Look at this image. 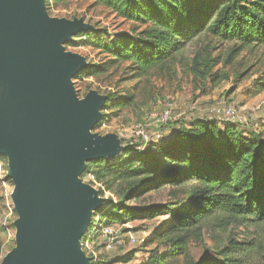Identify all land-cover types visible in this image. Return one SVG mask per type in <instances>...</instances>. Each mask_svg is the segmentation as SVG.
Instances as JSON below:
<instances>
[{
    "label": "trees",
    "instance_id": "obj_1",
    "mask_svg": "<svg viewBox=\"0 0 264 264\" xmlns=\"http://www.w3.org/2000/svg\"><path fill=\"white\" fill-rule=\"evenodd\" d=\"M70 1L46 0L48 5ZM91 1L130 23L131 31L112 37L104 30H88L76 36L77 42H68V46L82 43L96 48L107 58L77 74L76 84L108 72L111 66L124 67L131 78L162 74L172 60L182 58L188 44L203 36L232 43L227 61L244 52L264 50V0ZM217 61L199 51L180 64L195 77L210 75L216 83L218 74L211 69ZM262 68L254 82L257 93L264 91ZM135 99L129 94L116 100L115 106L125 109L134 105ZM124 145L119 155L89 162L84 171V176L94 175L95 182L118 196L116 202L93 215L90 227L98 216L102 223L111 225L162 215L167 218L155 234L159 242L136 264H174L181 258L183 264H264V124L197 119L144 149L128 142ZM7 160V155L0 153V165ZM166 187V202L130 205ZM238 227L245 229L242 239L230 233ZM205 229L228 234L226 244L220 246L214 259L195 261L190 244L202 240ZM162 243L165 248L160 252ZM134 258L131 254L124 263L130 264Z\"/></svg>",
    "mask_w": 264,
    "mask_h": 264
},
{
    "label": "water",
    "instance_id": "obj_2",
    "mask_svg": "<svg viewBox=\"0 0 264 264\" xmlns=\"http://www.w3.org/2000/svg\"><path fill=\"white\" fill-rule=\"evenodd\" d=\"M87 29L49 17L45 0H0V153L19 214L16 247L1 264H91L82 238L104 198L79 175L125 145L91 133L104 97L75 91L87 64L62 45Z\"/></svg>",
    "mask_w": 264,
    "mask_h": 264
},
{
    "label": "rangeland",
    "instance_id": "obj_3",
    "mask_svg": "<svg viewBox=\"0 0 264 264\" xmlns=\"http://www.w3.org/2000/svg\"><path fill=\"white\" fill-rule=\"evenodd\" d=\"M45 4L49 17L71 21L81 20L89 26V29L79 33L88 30H104L110 36L115 37L119 32L131 31L130 23L115 17L103 6L93 5L91 0H73L66 4L52 5H48L45 0ZM79 33L74 35L70 41L77 42L76 36ZM68 42L62 46L66 52L84 57L87 64L84 69L90 65H99L107 61L106 55L96 48L82 43L68 46ZM231 47L232 43H224L210 36H203L188 44L182 58L178 57L172 60L165 72L162 74L154 73L148 78H131V75L124 71V67L111 66L108 72L85 77L76 84L74 78L80 72L77 73L72 81L79 100H83L90 92H96L104 97V104L100 109L101 119L96 123L97 125L101 122V125L96 129L95 125L91 133L100 136L115 135L122 140L123 145L127 142L131 143L125 137V132L132 125L143 121L150 112L160 111L168 101H173L175 105L174 115L176 119L170 123L173 126L182 123L183 119L190 117L193 111L203 110L208 105L212 106L217 102L219 103L220 100L234 102L240 111L239 108L245 103H253L252 100H256L258 93L254 82L264 66V50L259 49L253 54L244 52L236 59L227 61ZM199 51H202L204 56L208 54L212 60H218L217 65L211 69V73L218 74L216 83L212 81L210 75L205 78L195 77L184 64H180V60L185 63ZM129 94H133L136 98L134 105L125 109L115 106L116 100H121ZM253 111L247 112L246 115L253 114ZM134 143L137 145V142L132 144ZM9 170L8 159L7 164L3 162L0 165V264L7 254L16 247V221L19 218L12 198L15 182L9 175ZM83 174L84 172L79 175L82 182L96 188L99 196L104 198L102 207L111 201L116 202L118 200L117 194L108 190L106 185L95 182L90 174L85 176ZM168 193L169 188L166 187L160 191L147 194L141 202H131L130 205L138 207L142 204L166 202L169 200ZM166 218L161 215L152 220H132L126 223L130 224L131 227L122 225L121 239L116 247L111 250H106L100 239L95 240L92 246L97 252V263L103 261L104 264H125L124 261L131 254H134L135 258L130 264L138 263L147 256L146 250L155 248L159 242L155 239V234L159 232ZM130 228L137 238L136 242H130L128 239L127 233ZM244 231V228L238 227L232 229L230 233L234 237L242 239ZM227 236L228 234L205 229L202 240L191 242L190 256L195 261H199L203 257L214 259L216 251L219 250L220 246L226 244ZM149 241L152 244L145 247L144 244ZM164 248L165 244L162 243L158 250L163 252ZM83 250L89 256L90 250L84 248ZM174 264H183V258Z\"/></svg>",
    "mask_w": 264,
    "mask_h": 264
},
{
    "label": "built area",
    "instance_id": "obj_4",
    "mask_svg": "<svg viewBox=\"0 0 264 264\" xmlns=\"http://www.w3.org/2000/svg\"><path fill=\"white\" fill-rule=\"evenodd\" d=\"M211 110L216 114L220 122L247 124L250 121L248 119L241 121L239 115L240 111L234 102H219L212 106ZM174 111V102H166L160 111L150 112L143 121L132 125L128 131L125 132V137L131 141V144L137 142L138 148L144 149L151 142L157 141L163 137L164 129L176 119ZM90 177L94 180V175L90 174ZM119 225H105L100 221L98 216L94 224L91 227L89 226L85 236L82 238V247L85 250H90L89 257L91 258V264L97 263V252L92 246L93 242L100 239L106 250L114 249L121 239L122 225L130 226V224ZM127 235L130 242L137 241L131 228L128 229Z\"/></svg>",
    "mask_w": 264,
    "mask_h": 264
},
{
    "label": "crops",
    "instance_id": "obj_5",
    "mask_svg": "<svg viewBox=\"0 0 264 264\" xmlns=\"http://www.w3.org/2000/svg\"><path fill=\"white\" fill-rule=\"evenodd\" d=\"M255 99L256 100H252L253 103L247 102L245 103V105L239 108L240 113H241L240 118H241V121L250 119L251 124L259 126V125L264 124V91L261 93H258ZM219 102H228V101L220 100ZM212 106L208 105V107L203 110L201 109L199 111L197 110L193 111L192 115H190V117L188 118H184L183 122L179 123V125H174V126L170 125L166 127L164 129V137L166 138L171 137L176 131L180 130L181 128L189 127V125L197 119H206V120H211V121L218 120V117L216 116V114H214L211 110ZM252 110H254L252 112L253 114L250 113V115H246L247 112L252 111ZM143 259L141 261H138V263H141Z\"/></svg>",
    "mask_w": 264,
    "mask_h": 264
}]
</instances>
